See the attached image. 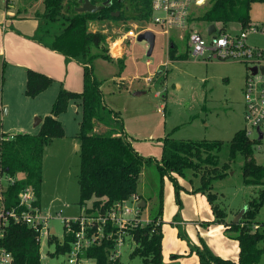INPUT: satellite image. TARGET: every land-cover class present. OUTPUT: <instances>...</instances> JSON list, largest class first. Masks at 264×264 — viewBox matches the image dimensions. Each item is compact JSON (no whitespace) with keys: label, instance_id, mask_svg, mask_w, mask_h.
Returning a JSON list of instances; mask_svg holds the SVG:
<instances>
[{"label":"rangeland","instance_id":"obj_1","mask_svg":"<svg viewBox=\"0 0 264 264\" xmlns=\"http://www.w3.org/2000/svg\"><path fill=\"white\" fill-rule=\"evenodd\" d=\"M5 1L0 0L2 8ZM7 5L10 12L31 18L36 21L37 27H43L40 17L44 9L42 0H7ZM96 5L101 3L98 1ZM207 8L205 4L195 10V22L191 25L203 37L207 36L205 30L209 24L196 19ZM137 12L132 0H121L119 6L114 7L111 18L90 21L88 24L91 31L105 35L110 57V46L116 44L114 48L117 49L120 45L122 55L116 60L123 61L122 70L116 62L101 58L92 62L93 76L101 83L103 105L119 115L118 123L105 118L102 125L106 129L96 123L94 132L103 133L113 127L121 132L140 156L150 160L138 178L137 194L146 202V206L141 209L140 219L144 222L156 216L161 209V254L164 264H199L196 251L204 247L212 254L236 263L238 247L233 235L225 233L224 225L213 222L214 216L206 197L193 192L199 185V178L188 171L184 177L168 172L161 178L156 163L161 158L164 138L221 141L223 146L218 153L219 164L228 162L229 140L236 131L246 127L243 88L249 65L244 62L207 59V54L194 56L185 38H174L178 34L176 31L170 30L171 38L168 39L154 26L150 30L155 35V42L151 54L147 56L144 42L125 37L129 30L140 32L146 26L144 21L147 19H138ZM52 25L49 29L47 25L43 27L49 31L48 34L38 30L35 37L43 35V40L52 41L51 35L55 29L62 27L59 22ZM250 25L258 28L264 26V3L252 5ZM215 26L219 28V25ZM225 31L236 34L240 26L229 23ZM169 42L175 46L174 59L168 57ZM247 43L264 49V34H249ZM180 55L186 57L180 59ZM11 75L9 69L0 67V140L2 135L3 138L10 136V126L18 122L16 116L26 111L22 103L25 97L24 84L20 87L18 76ZM136 92L142 93L135 95ZM62 114L64 130L71 136L78 130L80 112L75 113L69 108ZM251 138H255V135ZM68 143L70 150L60 154L57 163L43 156L39 200L43 210L48 205L51 207L48 210V227L53 228V232L43 231L39 236L41 264H67V254H54L55 241L49 244L48 237L54 235L56 240H60L63 222L82 213L78 204L77 183L80 156L72 142ZM253 158L256 164L264 167V137L258 146L255 145ZM242 164L243 158L237 155L230 163L226 177L212 182V193L217 195L216 204L226 212V223L263 188L243 184ZM8 183V177L0 174V187L4 188ZM196 208L199 209L200 217H195ZM254 222L259 226L258 233L262 235L257 247L264 249V202ZM176 244L179 246L176 247ZM221 246L225 251L218 255L215 250ZM134 247L131 239L125 237L120 249V263L151 264L143 263L137 256L131 257ZM259 264H264V251Z\"/></svg>","mask_w":264,"mask_h":264},{"label":"trees","instance_id":"obj_2","mask_svg":"<svg viewBox=\"0 0 264 264\" xmlns=\"http://www.w3.org/2000/svg\"><path fill=\"white\" fill-rule=\"evenodd\" d=\"M42 0L43 12L40 13L42 26L49 29L59 22L61 28L51 35L49 48L65 58L80 62L83 66L82 90L72 92L61 85L51 104L50 115L41 121L36 134L18 133L0 140V174L12 181L1 191L2 210H14L20 214L25 210L19 206V194L31 188L35 198L32 203L39 207V196L42 182V158L46 146L52 139L64 136V128L58 117L64 113L70 102L80 108L77 139L79 142L80 165L77 175L79 190L78 204L86 211L106 209L117 202L137 194L138 178L142 168L150 160L144 159L131 146L129 141L115 128L109 127L103 133H95L94 127L103 124L105 118L118 123L117 112L107 109L102 103L101 83L93 76L92 62L101 58L113 62L109 56L106 37L100 32L89 29V22L111 18L115 6L121 0H109L110 5L95 13H78L77 0ZM138 19H148L150 0H132ZM96 4V2H92ZM264 3V0H209L208 8L196 20L206 24L219 25V31H225L229 23H237L240 29L250 26V10L253 4ZM43 27L37 28L48 34ZM42 35L41 33H39ZM38 34V35H39ZM44 34V36H45ZM41 38V39H40ZM42 40V37L36 38ZM175 46L169 42L168 57L175 58ZM184 59L186 56H178ZM122 59H117L120 70ZM119 71V75H120ZM54 80L42 73L27 69L25 72L24 94L34 98L48 89ZM259 141L250 140L244 129L236 131L228 142V162L219 164L218 153L221 141H181L164 138L159 163L156 167L160 177L173 172L184 177L188 172L199 178V185L193 192L206 197L214 216L213 222L224 225L226 234H232L238 245L236 263L212 254L207 248L197 249L199 264H259L264 249L257 243L262 238L258 229L253 231L255 216L264 202V167L256 164L253 158L254 147ZM243 158L241 166L242 182L245 185L262 186L257 196L248 201L246 210L237 223L225 222L226 212L216 204L217 195L212 193V182L223 179L228 174L229 165L236 156ZM21 175V177H17ZM142 209V208H141ZM161 209L156 216L149 218L143 226L137 225L127 229L135 247L131 257L141 258L143 263L164 264L161 254ZM264 226V225H263ZM259 228V226H258ZM38 232L22 221L12 217L5 220L0 217V249L10 253L12 264H41ZM74 236L63 226L60 240L49 235L48 243L55 241L54 254H67ZM111 241L93 245L80 255L93 260V264H108ZM174 257V256H173ZM115 264H121L118 260Z\"/></svg>","mask_w":264,"mask_h":264},{"label":"built area","instance_id":"obj_3","mask_svg":"<svg viewBox=\"0 0 264 264\" xmlns=\"http://www.w3.org/2000/svg\"><path fill=\"white\" fill-rule=\"evenodd\" d=\"M209 4V0H150V15L145 23V27L140 32L150 30L154 26L164 33L168 39L169 31H176V39L187 40V46L194 56L208 55L207 59L220 61H234L248 63V74L243 88L244 98V119L246 127L243 128L245 135L250 140L260 141L264 137V49L250 46L247 43L249 34H264V26H248L240 29L236 34L226 31H219L215 26V32L203 37L200 32L193 29L191 25L195 22V10ZM140 32L129 30L126 38L136 39ZM120 46V45H119ZM112 46H110L111 48ZM109 52L112 55V51ZM252 68H255L253 73ZM258 132L262 134V139L258 140ZM255 138H251L252 135ZM258 146V144H257ZM11 182L12 179L8 178ZM19 206L25 210L19 215L14 210L3 211L0 217H12L14 221H22L32 227L39 236L43 231L51 233L48 227L50 215L34 207L35 200L31 188H26L20 192ZM141 199L137 194H132L128 199L117 202L104 210L96 209L86 211L82 208V213L73 219L65 220L63 223L66 229L74 236L70 250L67 253V264H93V260L80 257L84 251L93 245H100L104 242L113 243L108 252V264H115L120 258V249L124 243V238L129 237L128 228L137 225H145L140 219ZM258 229V225L253 226V231ZM0 264H12L10 253L0 249Z\"/></svg>","mask_w":264,"mask_h":264},{"label":"crops","instance_id":"obj_4","mask_svg":"<svg viewBox=\"0 0 264 264\" xmlns=\"http://www.w3.org/2000/svg\"><path fill=\"white\" fill-rule=\"evenodd\" d=\"M19 16L20 13L10 12L7 0L5 1L4 8L0 6V67L3 69H9L12 74L11 76L17 75L18 85L20 87L23 84L25 87V72L27 69L42 73L52 78L54 83L36 97L28 98L25 96L24 99H22V103L26 106V111L23 112L22 115L19 113L16 116L18 122L15 126L11 125L9 128L11 136L18 133L36 134L39 131L42 119L50 115L51 101H54L60 85L66 90L72 92L79 93L82 90V64L77 60L65 58L62 54L51 50L49 48L50 40L34 39L38 28L36 21L31 18ZM14 28L16 29L14 30ZM114 46L111 48V56L114 58L113 62H116V58L121 57L122 50H120L121 47L118 45V49L116 50L117 53L113 54ZM144 46L146 48V44ZM114 49H116V47ZM9 108L10 106L8 105V111H10ZM69 108H72L75 113L80 112V108L73 102L69 103L67 110ZM62 115L63 114L58 117V121L64 128L61 120ZM35 119H39V121L37 122ZM98 125L101 128L106 129L102 124ZM77 132L78 130L69 136L64 130L63 137L52 139L46 146L43 156H46V158L57 163L59 155L67 153L70 150V144L68 142H72V146L79 149V142L76 137ZM17 177H21V175H18ZM4 188L2 186L0 187V201L1 191ZM137 195L142 199L139 194ZM50 208L51 207L48 205L46 210H43L39 202V209L41 211L48 213ZM196 209L195 217H200L199 209ZM234 216L235 214H233V218ZM217 230L218 229H216V231ZM49 231L53 232V228L50 227ZM177 246H179V244H176V247ZM222 246L220 249L215 250L218 255L225 251L222 250Z\"/></svg>","mask_w":264,"mask_h":264},{"label":"water","instance_id":"obj_5","mask_svg":"<svg viewBox=\"0 0 264 264\" xmlns=\"http://www.w3.org/2000/svg\"><path fill=\"white\" fill-rule=\"evenodd\" d=\"M78 7H76L74 10L78 13H95L98 11H101L105 7H108L110 5L109 0H103L101 5H96L91 2V0H77ZM215 25L210 24L207 26V35H210L211 33L215 32ZM137 42H144L146 44V55L149 56L152 52L154 42H155V35L151 30H146L141 33H138L135 39ZM264 68L262 69V71ZM253 73L255 72V68H252ZM142 92H136L135 95H139ZM35 121H39V119H35ZM262 139V134L258 132V140ZM140 208L145 207V201L141 200L139 203ZM246 210V207L242 208L239 212H237L232 219L233 223H237L242 215L244 214Z\"/></svg>","mask_w":264,"mask_h":264},{"label":"flooded vegetation","instance_id":"obj_6","mask_svg":"<svg viewBox=\"0 0 264 264\" xmlns=\"http://www.w3.org/2000/svg\"><path fill=\"white\" fill-rule=\"evenodd\" d=\"M96 2V3H98V1L100 2V3H102L103 2V0H91V2Z\"/></svg>","mask_w":264,"mask_h":264},{"label":"bare ground","instance_id":"obj_7","mask_svg":"<svg viewBox=\"0 0 264 264\" xmlns=\"http://www.w3.org/2000/svg\"><path fill=\"white\" fill-rule=\"evenodd\" d=\"M114 45H115V44H114ZM112 47H113V45H112ZM117 49H118V48H117ZM117 49H114V48H113V54H116V53H117V51H116Z\"/></svg>","mask_w":264,"mask_h":264}]
</instances>
